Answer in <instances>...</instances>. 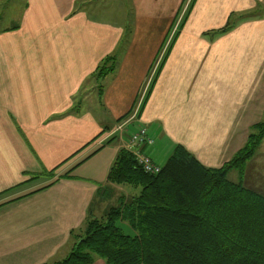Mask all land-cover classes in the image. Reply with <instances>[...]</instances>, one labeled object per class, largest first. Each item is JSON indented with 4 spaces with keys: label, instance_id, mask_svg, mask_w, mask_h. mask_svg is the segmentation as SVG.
Masks as SVG:
<instances>
[{
    "label": "crops",
    "instance_id": "1",
    "mask_svg": "<svg viewBox=\"0 0 264 264\" xmlns=\"http://www.w3.org/2000/svg\"><path fill=\"white\" fill-rule=\"evenodd\" d=\"M77 1L0 0V264L65 259L137 194L107 179L127 137L96 144L134 111L125 130L146 129L160 167L179 145L218 169L264 120V0H131L130 32ZM110 56L99 103L78 104Z\"/></svg>",
    "mask_w": 264,
    "mask_h": 264
},
{
    "label": "trees",
    "instance_id": "2",
    "mask_svg": "<svg viewBox=\"0 0 264 264\" xmlns=\"http://www.w3.org/2000/svg\"><path fill=\"white\" fill-rule=\"evenodd\" d=\"M115 68V58L106 57L85 83L103 81ZM263 137L260 121L218 169L176 145L157 175L144 173L120 149L107 179L139 192L104 219L89 220L69 255L52 264H92L94 256L105 264H264V196L226 178L233 169L242 176Z\"/></svg>",
    "mask_w": 264,
    "mask_h": 264
},
{
    "label": "rangeland",
    "instance_id": "3",
    "mask_svg": "<svg viewBox=\"0 0 264 264\" xmlns=\"http://www.w3.org/2000/svg\"><path fill=\"white\" fill-rule=\"evenodd\" d=\"M184 4H186L190 8V4H192V0H184L183 5ZM76 7L79 11L82 10L84 12H87L88 15H91L93 17H101V18L103 17L110 21H113V20L121 21L125 25L127 32H130L133 29V23H131L133 22L132 21L133 5H132L131 0H78L76 3ZM1 11H2V8L0 9V12ZM262 15H264V12H262ZM1 18L3 21L0 23V27H5L8 24V22L6 21V14L4 12L1 14ZM161 55H162V51L159 54V57H161ZM159 64L160 63L158 62V58H156V61L151 68V72H150L151 78L156 74V69L158 68ZM99 86H102V81L95 82V80L92 79V80H89L87 83H85L84 89L80 93L81 98H82L81 103H80V98H79L77 101L78 104H82L85 107V106H88L89 102H93V100L96 103H99V100L101 98L99 95ZM138 113H139L138 110H136V112L134 111L132 116H137ZM131 120H134V118L129 117L128 119H125L123 122L118 124V127L121 126L123 128L120 131L122 132L121 136L127 137L131 133H133V131L129 129L125 130L127 125L130 124ZM110 133L112 134L111 131H107V133L105 132L102 133L101 136H104ZM115 135H117L116 132L113 133L109 137V139ZM150 138L152 140V143L149 146L152 147L153 137H150ZM106 142H108V140ZM238 170L239 169H233L227 173L226 178L228 179V181L235 183V184L239 183L242 186V188H244L245 190L252 192L253 194L264 196V137L262 138L260 144L258 145L252 157L244 163L243 168H242V172H243L242 176H240ZM49 179L50 178H46L43 182H40L39 185H41L42 183H45V181L46 182L49 181ZM111 184L113 185H110V186H114V187L120 186L122 188L124 187L125 190L127 189L126 197L128 196L129 193L132 194V193L139 192V188H135V187L127 186L123 184L121 185L115 184V183H111ZM105 198L106 196L103 197L102 202ZM114 208L115 207H110L107 210L105 216L107 215L109 210L114 209ZM105 216L102 219H104ZM121 224L123 226L124 224L126 225L125 222H122Z\"/></svg>",
    "mask_w": 264,
    "mask_h": 264
},
{
    "label": "built area",
    "instance_id": "4",
    "mask_svg": "<svg viewBox=\"0 0 264 264\" xmlns=\"http://www.w3.org/2000/svg\"><path fill=\"white\" fill-rule=\"evenodd\" d=\"M134 117L135 116H132V118H134ZM121 128L122 127L119 126L114 131H112V134L115 133V132L117 133V135H115L113 137H121V133H122V132H120ZM112 134L111 133L110 134H106L105 136H103L102 138L97 140L96 144H98V145L105 144L106 141L109 140V137ZM124 143L125 144H124L123 149L129 150L132 153L137 166L139 168H141V170L144 173L149 174V175H157L160 172L161 167L156 165V164H154V162L151 160L150 156L146 155L143 152L142 147L146 146V145L149 146L152 143V140L147 135V131H146V129L144 127L137 128L136 131H134L129 136H127V138L124 141Z\"/></svg>",
    "mask_w": 264,
    "mask_h": 264
}]
</instances>
